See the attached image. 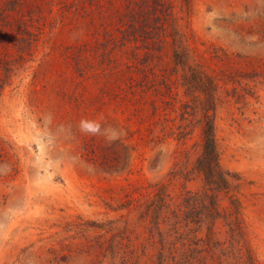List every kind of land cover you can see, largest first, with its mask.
Instances as JSON below:
<instances>
[{
  "label": "rangeland",
  "instance_id": "rangeland-1",
  "mask_svg": "<svg viewBox=\"0 0 264 264\" xmlns=\"http://www.w3.org/2000/svg\"><path fill=\"white\" fill-rule=\"evenodd\" d=\"M170 1L204 73H181L169 43L150 58L142 50L148 73H76L64 46L77 30L46 27L26 48L0 28V264H155L158 237L142 204L165 187L158 222L171 240L169 211L204 187L194 162L205 114L234 177L212 225L226 254L195 257L264 264V0ZM232 194L241 239L229 231L233 214L223 217Z\"/></svg>",
  "mask_w": 264,
  "mask_h": 264
},
{
  "label": "trees",
  "instance_id": "trees-1",
  "mask_svg": "<svg viewBox=\"0 0 264 264\" xmlns=\"http://www.w3.org/2000/svg\"><path fill=\"white\" fill-rule=\"evenodd\" d=\"M182 1L187 6L189 0ZM180 20L182 17L174 13L170 0H0V28H5L4 33L9 37L15 33V41L26 48L46 27L51 32L56 29L58 33L77 30L79 36L75 41L64 46L66 59L70 60L76 73H148L141 62L142 50L143 55L150 58L166 43H169L173 61L181 73H204L198 70L197 63L190 61L188 39ZM30 26L36 33L29 30ZM18 32L25 35L18 36ZM115 50L119 51L118 57H114ZM121 78L126 77L122 75ZM208 78L205 74L199 78V88L207 95L206 112L208 104L212 105L208 103L211 96ZM204 117L201 150L194 162L204 187L200 193L187 190L181 199L182 209L169 211L175 219L169 228L174 233L171 240L164 236L158 222L159 210L169 207L165 187L159 186L142 204L139 217L150 225L148 232L153 234L155 230L158 237L155 264H192L195 256L200 254L219 262L226 254L214 238L212 225L222 216L218 194L231 192L230 180L234 174L221 167L214 126L208 114ZM228 198L232 212L223 217L229 218L233 214L228 221L229 231L241 239L239 201L234 194ZM179 223H183L181 231L177 228ZM202 227L204 235L198 237ZM244 252L243 255L251 260L249 252ZM196 260L198 264L202 262V258Z\"/></svg>",
  "mask_w": 264,
  "mask_h": 264
}]
</instances>
